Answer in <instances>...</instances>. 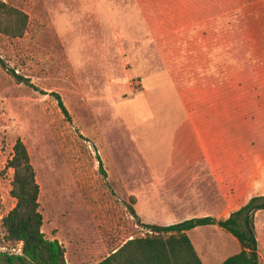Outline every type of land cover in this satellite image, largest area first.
Returning <instances> with one entry per match:
<instances>
[{"label":"rangeland","instance_id":"rangeland-1","mask_svg":"<svg viewBox=\"0 0 264 264\" xmlns=\"http://www.w3.org/2000/svg\"><path fill=\"white\" fill-rule=\"evenodd\" d=\"M4 1L21 9L28 25L22 38L0 34L5 65H0V223L16 204L8 163L17 140L28 151L39 188L41 231L62 245L66 264L101 262L127 241L147 236L142 224L175 225L198 210L224 221L236 211L221 209L226 195L212 179L194 180L188 188L189 180L179 178L187 171L184 157L192 156L195 147L184 146L177 131L184 123L177 97V0H155L153 19L143 18L141 0ZM243 22L248 24L235 18L234 34L218 36L219 43L232 41L235 70L242 43L251 41L242 34ZM11 72L28 83L19 84ZM246 115L252 116L235 113V125L243 124ZM250 132L244 153L255 154L254 161L234 166L252 176L258 140L256 131ZM171 189L182 195L164 194ZM234 191L227 199H238L235 208L247 198L264 196ZM194 193V207L184 208ZM254 224L258 264H264V212L255 215ZM187 235L203 264H222L240 251L217 225ZM3 238L0 228L1 252L21 254V244Z\"/></svg>","mask_w":264,"mask_h":264},{"label":"crops","instance_id":"crops-1","mask_svg":"<svg viewBox=\"0 0 264 264\" xmlns=\"http://www.w3.org/2000/svg\"><path fill=\"white\" fill-rule=\"evenodd\" d=\"M141 1L146 5V11L141 12L145 13L143 18L153 19L155 0ZM169 1L163 0L162 3L168 4ZM177 2L180 51L177 97L184 122L178 123L177 131L184 146L191 144L195 147V153L190 154L192 156L184 157L187 171L179 178L189 180L188 188L194 180L212 179L220 194L223 197L226 195L221 209L238 211L250 198L235 208L238 199H227V195L232 196L233 189L236 188V193L241 191L242 195L250 192L264 194V0ZM235 3L239 4L237 7L240 10L235 11ZM165 12L169 14L170 9L165 7ZM235 18L248 23L244 26L243 22L242 34L250 36L252 41L242 43V58L236 62L239 69L242 68L240 70H235L232 41L224 44L218 42L219 34H234ZM253 19L256 22H252ZM235 76H239L241 81H235ZM235 99H240L241 104L236 102V105ZM240 110L242 114L252 116L248 118L247 114V117H243V124L235 125V113L238 114ZM250 130L256 131L258 140V155L255 157L258 167L252 176L245 173L243 166L239 168L236 165L237 170L234 166L254 161L252 157L255 154L251 158L247 156ZM246 149L247 153H244ZM198 168L201 169L199 172ZM202 168H205V175H202ZM235 178L243 181L233 182ZM166 192H175V189L164 190V194ZM178 194L182 195L175 192V195ZM184 197L186 199L187 196L184 194ZM183 201V198H179L180 204ZM189 201V206L184 208L194 207L191 203H196L195 193ZM206 217L211 218L212 215L202 214L198 210L184 221Z\"/></svg>","mask_w":264,"mask_h":264},{"label":"trees","instance_id":"trees-1","mask_svg":"<svg viewBox=\"0 0 264 264\" xmlns=\"http://www.w3.org/2000/svg\"><path fill=\"white\" fill-rule=\"evenodd\" d=\"M28 25V16L4 0H0V34L8 38H22ZM1 67H5L0 60ZM16 81L27 79L11 72ZM59 109L68 112L61 98L53 94ZM8 168L14 171L11 196L15 207L2 218L0 228L6 241L22 245L21 254L0 251V264H66L65 250L56 240H49L41 231L43 221L39 212V188L28 151L20 140L13 146ZM134 201V200H133ZM131 215L137 218L131 208ZM264 211V196L251 198L248 203L230 214L224 221L196 218L170 226L143 225L147 236L133 238L97 264H203L187 232L199 227L217 225L239 244V253L228 257L222 264H258V240L255 215Z\"/></svg>","mask_w":264,"mask_h":264}]
</instances>
